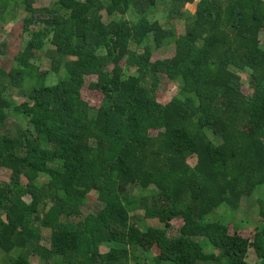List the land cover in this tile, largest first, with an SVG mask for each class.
Here are the masks:
<instances>
[{"label":"trees","instance_id":"16d2710c","mask_svg":"<svg viewBox=\"0 0 264 264\" xmlns=\"http://www.w3.org/2000/svg\"><path fill=\"white\" fill-rule=\"evenodd\" d=\"M37 1L0 0V35L15 9L28 35L11 70L0 69L7 264H141L137 251L151 264H247L250 250L264 264V226L248 233L219 216L264 187V0L199 1L195 13L185 8L195 0H170L168 23L183 21V35L150 20L164 0ZM43 59L49 71L32 63ZM52 76L57 84L47 85ZM162 82L178 88L165 104ZM12 115L26 122L15 135L5 129ZM257 217L264 222L263 200Z\"/></svg>","mask_w":264,"mask_h":264},{"label":"rangeland","instance_id":"374dc122","mask_svg":"<svg viewBox=\"0 0 264 264\" xmlns=\"http://www.w3.org/2000/svg\"><path fill=\"white\" fill-rule=\"evenodd\" d=\"M56 0H38L34 6L36 8H41L43 6H48L50 3L54 2ZM169 2L170 0H164V2L160 3V5L155 8L154 11L151 10L149 12L150 14V20L155 21L158 20L162 24H164L166 27L171 28L172 24L175 29L176 33L178 35H183L185 32V23L183 21H176L172 20L170 21V24L168 23V12H169ZM198 0H195L193 4H187L186 9L189 10L191 13H195L196 10V5H197ZM15 14V19L12 20V18H9V16H6L5 24L3 25V35H0V43L5 44V53L3 56H0V69H4L6 72L11 70V68L14 65V58L16 55L20 52V50L23 48L24 42L28 39V35L26 33H23L22 30V19L25 18L26 13L21 10V9H15L14 10ZM103 16V23L107 24L109 23V19L107 18L105 13H102ZM138 16L135 13H128L125 16V19L129 22H134L136 21ZM35 30V27L33 26L32 28H29V31ZM259 42H260V47L264 48V34L261 33L259 35ZM133 49H135V46H132ZM140 52H143L141 50ZM173 51L169 50L167 53L164 55L159 56L158 54H155L153 56L154 60H157L159 58L167 57V56H172ZM35 66H37L41 71H49L50 68V61L47 59H43L41 61H33L32 62ZM126 76H132L135 75L136 70H130L127 69L125 71ZM242 79V84L245 90L246 94L251 93V78L248 73H243L240 75ZM58 82V77H49L47 80V85H56ZM160 91L161 94L163 95L161 98H159V102L165 104L169 102L178 92V88L176 85L168 82H162L160 86ZM89 93V92H88ZM85 99L88 101H91L92 103H97L99 101V96L97 94H84ZM12 98L14 99L15 102L21 103L23 102V98L19 96L18 94L12 95ZM25 120H22L20 117H14L12 115V118L7 121L5 125V129L9 130L12 135H15L17 130L20 127L25 126ZM195 162V158H190L189 163L193 165ZM10 177V172L7 169H0V183H6L9 181ZM43 181H47L48 177L47 176H42ZM140 193V192H139ZM136 194L138 192L136 191ZM90 202L88 203V208L89 211L92 210L94 205V200L97 196L95 192H92L90 194ZM257 200H263L264 202V187H258L256 189V192L254 193L253 196L249 198H245L242 202L241 208L239 211L236 213H232L229 210H227L225 207H222L219 211V216L224 217L227 223L233 224V225H239L248 231V233H251L254 231L255 228H262L264 226V222L258 219L257 217ZM226 209V210H225ZM88 211V212H89ZM138 216L136 217V220L138 221H143V212L138 211L137 212ZM85 215V214H83ZM214 216H209L206 219V222L212 221V218ZM131 222H135L132 220ZM147 224L151 225L153 224L152 221H146ZM178 223L173 222V230L171 232L172 235H175L177 233V228ZM50 239H51V231L50 230H44L43 231V241H42V246L45 248L50 247ZM108 251V244H102L99 248V252L101 254L105 253ZM18 252H15V255H17ZM134 259H139L137 262H141V264H151L152 263V257L148 254H142L140 251L135 252V255H132ZM13 254L10 255H5L0 253V264H7L10 260H12ZM30 261H32L34 264H44L43 262H40L38 258H30ZM133 259V258H131ZM129 262V264H136V262ZM247 264H254L255 263V256L253 254V251L250 250L248 258L246 260Z\"/></svg>","mask_w":264,"mask_h":264},{"label":"built area","instance_id":"2783aa9c","mask_svg":"<svg viewBox=\"0 0 264 264\" xmlns=\"http://www.w3.org/2000/svg\"><path fill=\"white\" fill-rule=\"evenodd\" d=\"M199 1H211V0H198V2H199Z\"/></svg>","mask_w":264,"mask_h":264}]
</instances>
